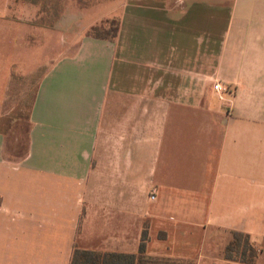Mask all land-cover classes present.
<instances>
[{"label":"crops","instance_id":"1","mask_svg":"<svg viewBox=\"0 0 264 264\" xmlns=\"http://www.w3.org/2000/svg\"><path fill=\"white\" fill-rule=\"evenodd\" d=\"M105 2L55 30L23 154L0 123V264L135 253L143 232L153 257L243 264L219 252L231 230L264 264V0H109L77 17ZM112 16L115 39L85 34Z\"/></svg>","mask_w":264,"mask_h":264},{"label":"rangeland","instance_id":"2","mask_svg":"<svg viewBox=\"0 0 264 264\" xmlns=\"http://www.w3.org/2000/svg\"><path fill=\"white\" fill-rule=\"evenodd\" d=\"M103 1L109 0H0V123L8 151H25L37 82L61 48L57 32L69 22L73 25L70 12L75 11L77 23L85 24L107 11L110 2L77 17L84 7ZM188 242L198 245L199 237L189 236Z\"/></svg>","mask_w":264,"mask_h":264},{"label":"trees","instance_id":"3","mask_svg":"<svg viewBox=\"0 0 264 264\" xmlns=\"http://www.w3.org/2000/svg\"><path fill=\"white\" fill-rule=\"evenodd\" d=\"M118 28L119 19L117 17H106L99 23L89 26L85 34L95 38L113 40L117 35ZM147 239L146 232H143L138 251L135 253L120 251L100 252L75 248L69 264H180L179 262L170 261L168 258L153 257L145 254ZM220 251L224 259L243 264H254L261 249L252 243L248 233L231 230L229 240ZM181 264L185 263L181 261ZM188 264H192V262L188 260Z\"/></svg>","mask_w":264,"mask_h":264},{"label":"built area","instance_id":"4","mask_svg":"<svg viewBox=\"0 0 264 264\" xmlns=\"http://www.w3.org/2000/svg\"><path fill=\"white\" fill-rule=\"evenodd\" d=\"M213 88H214V90L218 93L219 98L222 99V98H223V96H222V91H223L225 88H224V86H222L221 82H219L218 80H215L214 83H213ZM149 197H150V198H154V197H155L154 192H151V193L149 194Z\"/></svg>","mask_w":264,"mask_h":264}]
</instances>
